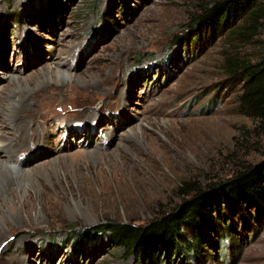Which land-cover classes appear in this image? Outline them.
Instances as JSON below:
<instances>
[{
    "label": "rangeland",
    "instance_id": "obj_1",
    "mask_svg": "<svg viewBox=\"0 0 264 264\" xmlns=\"http://www.w3.org/2000/svg\"><path fill=\"white\" fill-rule=\"evenodd\" d=\"M198 1L0 0V149L12 141L10 165L29 175L0 199V264H141L107 234L76 238L146 224L185 198L184 181L206 187L264 159V123L240 112L225 69L229 55L260 56L264 19L248 40L239 23L206 39L189 20ZM247 211L228 218L230 241L204 243L203 264H264L263 214ZM179 258L158 249L149 263Z\"/></svg>",
    "mask_w": 264,
    "mask_h": 264
},
{
    "label": "trees",
    "instance_id": "obj_2",
    "mask_svg": "<svg viewBox=\"0 0 264 264\" xmlns=\"http://www.w3.org/2000/svg\"><path fill=\"white\" fill-rule=\"evenodd\" d=\"M197 5L199 8L189 20L193 21L191 27L198 34L200 30L205 33L206 39L211 38L214 30L234 29L239 23L238 36L243 41L248 40V35L258 33L260 21L264 19V0H199ZM199 36L196 35V41ZM261 44L258 47L261 54L256 60L229 55L225 61L226 71L237 77L239 84L238 108L258 127L264 123V43ZM180 190L185 198L146 224L109 220L86 228L76 239L83 243V238L91 233L107 234L109 243L141 264H152L149 260L158 249L171 251L188 264H203L209 257L202 250L205 244L213 245L216 237H227L230 241L235 236L232 233L237 230L227 223L228 218L242 216L254 207L261 211L264 219V159L243 165L232 177L206 187L184 181ZM71 239L75 236L69 235L66 241Z\"/></svg>",
    "mask_w": 264,
    "mask_h": 264
},
{
    "label": "bare ground",
    "instance_id": "obj_3",
    "mask_svg": "<svg viewBox=\"0 0 264 264\" xmlns=\"http://www.w3.org/2000/svg\"><path fill=\"white\" fill-rule=\"evenodd\" d=\"M71 76L67 75V79L71 80ZM28 90L22 89L21 92H18L16 96H13V99H11L12 107H8L9 114L7 115V118H10V122H13L12 120L18 115V113L24 109V107L29 102L28 98ZM22 108L18 111L16 109V106H21ZM8 111V110H7ZM11 124V123H10ZM2 151L3 155H7L8 160L2 161L0 159V199H7L9 196L12 195L13 192H18L20 187H23V185L27 184V179L29 178L28 172H26L24 169H19L18 171L15 166L18 167V163L14 162L15 166L10 165V162L12 161V157L15 155L12 154L13 152V145L12 141L9 143L8 146L3 149H0V152ZM1 156V155H0ZM14 157L13 159H15ZM12 163V162H11ZM12 163V164H13ZM30 173V172H29ZM26 182V183H25Z\"/></svg>",
    "mask_w": 264,
    "mask_h": 264
}]
</instances>
